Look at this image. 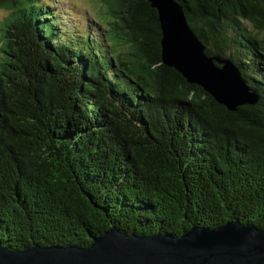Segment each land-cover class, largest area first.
Masks as SVG:
<instances>
[{
    "label": "trees",
    "instance_id": "1",
    "mask_svg": "<svg viewBox=\"0 0 264 264\" xmlns=\"http://www.w3.org/2000/svg\"><path fill=\"white\" fill-rule=\"evenodd\" d=\"M94 1L68 40L52 0H0V247L264 230V0H175L259 96L236 111L163 64L150 3Z\"/></svg>",
    "mask_w": 264,
    "mask_h": 264
},
{
    "label": "water",
    "instance_id": "2",
    "mask_svg": "<svg viewBox=\"0 0 264 264\" xmlns=\"http://www.w3.org/2000/svg\"><path fill=\"white\" fill-rule=\"evenodd\" d=\"M146 1L159 15L165 66L203 88L229 111L259 102L232 60L206 54L179 3ZM0 264H264V230L230 222L215 229L192 227L178 237L128 235L112 228L87 248L34 246L13 251L0 247Z\"/></svg>",
    "mask_w": 264,
    "mask_h": 264
},
{
    "label": "rangeland",
    "instance_id": "3",
    "mask_svg": "<svg viewBox=\"0 0 264 264\" xmlns=\"http://www.w3.org/2000/svg\"><path fill=\"white\" fill-rule=\"evenodd\" d=\"M43 2H48L51 0H42ZM54 6L61 9L62 15L66 19L63 23L62 29L63 33L60 36L68 40H74L84 34L88 28V21L97 19L101 20V10L100 4L94 0H52ZM5 11L0 10V20L5 16ZM95 27L90 24V32L94 33ZM60 32H62L60 30ZM104 32L99 30L97 34L102 35ZM74 35L71 38L70 35ZM105 34V33H104Z\"/></svg>",
    "mask_w": 264,
    "mask_h": 264
}]
</instances>
